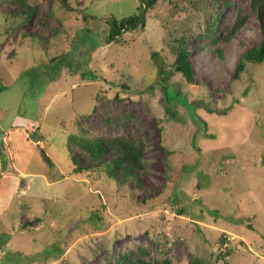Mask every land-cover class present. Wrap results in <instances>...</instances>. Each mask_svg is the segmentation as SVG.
Instances as JSON below:
<instances>
[{
  "label": "rangeland",
  "instance_id": "374dc122",
  "mask_svg": "<svg viewBox=\"0 0 264 264\" xmlns=\"http://www.w3.org/2000/svg\"><path fill=\"white\" fill-rule=\"evenodd\" d=\"M38 1L26 21L0 0V264H264V61L234 78L262 39L250 0L159 2L111 43L138 0ZM79 132L142 138L140 188L74 171Z\"/></svg>",
  "mask_w": 264,
  "mask_h": 264
},
{
  "label": "trees",
  "instance_id": "16d2710c",
  "mask_svg": "<svg viewBox=\"0 0 264 264\" xmlns=\"http://www.w3.org/2000/svg\"><path fill=\"white\" fill-rule=\"evenodd\" d=\"M171 1L173 0H138V6L134 14L111 20L110 30L106 36V43L118 40L119 36L124 32L139 28L143 29L147 21L146 13L149 10H154L159 2L170 3ZM11 3L16 7L17 12L26 18V21L33 16H39L42 11V5L38 0H11ZM250 6L257 12L260 20L263 21L264 0H250ZM167 27L161 26L163 31L169 28ZM237 28L238 26H235L234 30ZM172 31L173 33L177 32V34H172L169 30L168 37L172 36L169 39H164L169 55L172 57L170 67L175 72L180 73L188 83H193L194 71L189 60L190 52L186 47L187 34L184 30L179 34V28ZM20 41L21 38L17 43H21ZM153 55L157 56L156 52H153ZM263 61L264 27H262V39L259 45L253 46L239 57L235 65L234 78H239L240 74L245 70L247 63L259 64ZM168 91V99L178 101L177 99H171ZM170 94L173 98H176L179 93L171 92ZM67 148L71 162L74 165V171L89 172L91 174H88L87 177H90V175L97 176L99 179L106 177L114 180V182L122 178V181L126 183L131 178L135 180L136 185L140 188L139 170L142 171L144 169L143 156L146 148V143L142 138H135L131 135L93 137L79 132V134L71 135L67 139ZM75 149L79 154H83L86 157L84 164H80L79 158L75 154ZM5 153H7L5 151V143H2L0 147V165L2 166ZM155 264H171V262L168 259H163L156 261ZM188 264H201V262L195 257Z\"/></svg>",
  "mask_w": 264,
  "mask_h": 264
},
{
  "label": "crops",
  "instance_id": "0c3cea01",
  "mask_svg": "<svg viewBox=\"0 0 264 264\" xmlns=\"http://www.w3.org/2000/svg\"><path fill=\"white\" fill-rule=\"evenodd\" d=\"M1 166V165H0ZM58 178V177H57ZM21 226V225H20Z\"/></svg>",
  "mask_w": 264,
  "mask_h": 264
}]
</instances>
